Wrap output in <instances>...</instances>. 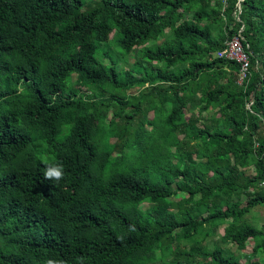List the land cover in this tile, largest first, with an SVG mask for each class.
Instances as JSON below:
<instances>
[{
	"label": "trees",
	"instance_id": "16d2710c",
	"mask_svg": "<svg viewBox=\"0 0 264 264\" xmlns=\"http://www.w3.org/2000/svg\"><path fill=\"white\" fill-rule=\"evenodd\" d=\"M97 1L0 0V264H264L181 249L224 226V243L264 253L245 219L264 207V0ZM115 29L143 74L97 58ZM240 31L242 84L217 56ZM146 85L169 94L160 122L109 96Z\"/></svg>",
	"mask_w": 264,
	"mask_h": 264
},
{
	"label": "rangeland",
	"instance_id": "374dc122",
	"mask_svg": "<svg viewBox=\"0 0 264 264\" xmlns=\"http://www.w3.org/2000/svg\"><path fill=\"white\" fill-rule=\"evenodd\" d=\"M97 0H84V3L82 5V10H86L89 8H92L94 6L98 5ZM120 35H118L117 30L115 29L110 34V39L98 44V49L96 56L99 59L100 62L106 64V65H115L118 70H125V69H132L135 74H143L144 67H148L149 63L147 60H143L139 57V51L135 50L133 53H126V51L118 44V39ZM163 39H160L159 42H161ZM150 42L148 45H151ZM162 65V64H161ZM94 89L95 95L97 99H100L102 96V88L92 87ZM88 93H92L89 90H87ZM110 92V91H108ZM111 92H114L111 94ZM110 95H115L117 98L115 102H118L119 99L127 100V109H124V112L126 114L133 113L135 117L138 119L141 123H149V121L152 122H160L162 121L163 117L167 114L168 110L171 109L170 102H166V97L169 95L167 93H164L163 91H160L158 89H154L152 87H142V88H133L129 90L125 89H116L114 91H111ZM101 96V97H100ZM108 96V95H106ZM105 102V101H103ZM168 109V110H167ZM111 116V114H110ZM109 116V117H110ZM136 121V119L133 120V123ZM145 131L149 132L151 131V128H148V126H145ZM153 136V135H152ZM131 161H134V159H131ZM236 197V196H235ZM237 197L240 198V200L244 203L246 200V194H243L241 196ZM175 209H178L177 207ZM247 222L257 225L259 228H264V207L257 206L254 208V210L251 213H248L245 217ZM224 233V226H221L218 229V232H216L215 235L209 236L204 238L202 241L201 237L199 238V241H193V240H182L181 244L185 245L184 248H181L182 250L191 251L193 247H199V248H208L210 250L214 249L215 247H221L223 249H230L232 252L236 253L237 256H239L242 263L246 262L248 259H252V261L260 260L262 263H264V253H260L255 257L251 256L252 247L254 244V241L251 239L248 241L247 248L245 250H239L237 248V245L234 243H224L222 240V235ZM199 242V243H198ZM179 243L176 242L173 245L176 247ZM174 256L170 255L167 258V261L170 263L172 262ZM200 257H196L195 260H199ZM163 263L161 260L158 261L156 264Z\"/></svg>",
	"mask_w": 264,
	"mask_h": 264
},
{
	"label": "built area",
	"instance_id": "2783aa9c",
	"mask_svg": "<svg viewBox=\"0 0 264 264\" xmlns=\"http://www.w3.org/2000/svg\"><path fill=\"white\" fill-rule=\"evenodd\" d=\"M223 1L226 3L228 0ZM243 41L244 37L240 31L238 35H234L231 39L227 40L225 42V46L222 49L217 51L218 57L234 60L238 63V82L240 84H242L249 77L251 68V55L246 50ZM247 107H250V104H247Z\"/></svg>",
	"mask_w": 264,
	"mask_h": 264
},
{
	"label": "clouds",
	"instance_id": "9594fccd",
	"mask_svg": "<svg viewBox=\"0 0 264 264\" xmlns=\"http://www.w3.org/2000/svg\"><path fill=\"white\" fill-rule=\"evenodd\" d=\"M43 176L46 180H55L56 182H59L65 176L64 166L62 164L46 163ZM131 230H135L134 226L131 227ZM45 264H65V262L63 260L48 259L45 261Z\"/></svg>",
	"mask_w": 264,
	"mask_h": 264
}]
</instances>
